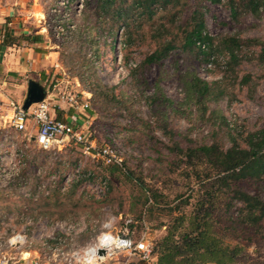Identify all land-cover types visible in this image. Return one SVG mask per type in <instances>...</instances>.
Here are the masks:
<instances>
[{
    "label": "rangeland",
    "instance_id": "374dc122",
    "mask_svg": "<svg viewBox=\"0 0 264 264\" xmlns=\"http://www.w3.org/2000/svg\"><path fill=\"white\" fill-rule=\"evenodd\" d=\"M119 1L123 6L130 2ZM98 2L68 0L62 5L58 0H41L47 28L44 40L53 44V49L41 50L55 53L53 64L47 65L52 71L43 79L37 78L55 96L57 104L66 102L59 98L61 92L75 94L76 103L72 105L78 108L66 105L65 109L56 107V111H77L84 123V142L69 141L58 150H43L34 141L35 130L16 131L5 123L6 117H0V126L5 128L2 133L6 131L0 154L19 157L21 163L18 178L0 179V227L7 235H25L30 242L27 249L37 251L40 264L45 257L42 241L48 235L52 247L55 239L61 238L64 249L75 256L108 230L128 231L134 241L149 240L152 248L166 233L172 216L193 208L201 183L192 170L210 172L202 163L183 165L178 158L184 161L186 157L172 155V143L186 148L217 142L225 149L230 146L229 134H247L264 127V68L257 60V47L243 44L237 62L230 67L226 66V50L202 60L195 50L177 47L161 63L141 70L139 65L155 46L151 23L133 25L129 18L127 26L122 19L113 21L112 13L98 9ZM185 10L176 26L190 14L191 9ZM201 11L203 31L212 37L213 46L228 36L264 40V11L261 18L242 13L233 18L224 1H205ZM156 15L158 18L161 14ZM134 26L138 31L129 42L127 30ZM19 44L15 42L14 49ZM192 71L210 84L219 85L207 101L204 118L198 117L194 103H185L183 79ZM28 74L5 71L0 77V91L21 103L23 91L18 92V86H25ZM245 77L247 83L242 82ZM156 84L173 101L165 116L171 138L156 128L153 107L148 105ZM223 88L224 93L217 96ZM85 102L88 107L83 109ZM84 144L89 146L87 150ZM103 148L110 150L109 161L102 155ZM45 174L51 191L59 187L60 194L54 192L50 206L26 204L30 196L40 199L45 195L37 187V178ZM242 183L246 191H258L264 198V179ZM239 207L241 203L237 202L235 214ZM219 228L217 236L225 244L243 246L239 260L232 264H264V229L250 231L238 224L234 228L226 220ZM133 258L136 264H147L138 254ZM57 261L65 264L62 259ZM117 261L122 262L121 256Z\"/></svg>",
    "mask_w": 264,
    "mask_h": 264
},
{
    "label": "trees",
    "instance_id": "16d2710c",
    "mask_svg": "<svg viewBox=\"0 0 264 264\" xmlns=\"http://www.w3.org/2000/svg\"><path fill=\"white\" fill-rule=\"evenodd\" d=\"M98 1V9L112 13L113 21L122 19L127 25L126 21L130 18L133 25L142 24L144 21L151 23L150 30L155 46L139 65L141 70L152 64L161 63L177 47L182 50H195L194 54L201 56L202 60H207L211 54L224 53L223 50H226L228 54L226 66L230 67L237 62L238 52L243 44L257 47L256 57L264 68L263 39L242 40L228 36L220 40L218 46H213L212 37L203 31L204 20L201 11L205 1L211 4L224 1L233 18L241 13L261 18L264 0H130L126 6H123L122 1ZM187 8L191 9L190 14L176 26L179 17L184 15ZM131 10L133 12H130ZM133 13L135 14L132 19ZM157 13L161 14L158 18ZM138 20L139 22L134 24ZM134 28L127 30L126 38L129 42L138 31L136 26ZM36 37L38 36L33 39L36 40ZM20 40H30V36L23 34ZM18 41L17 37L5 33L1 43L12 45ZM186 75L183 79L185 103H194L198 117L204 118L208 109L207 101L214 96L219 85L210 84L194 71ZM242 82L247 83L248 79L245 77ZM224 91L225 88L218 90L216 95L219 96ZM147 101L148 105L153 107L156 128H161L163 133L171 138V130L165 116L167 107L171 106L173 101L164 95L158 84ZM229 139L230 146L225 149L217 142L186 148H182L178 142L172 143L169 148L171 154L175 157H186L184 161L178 158L183 165L196 166L202 163L208 165L210 172L200 174L198 168L192 170L195 173L194 177L201 183L200 190H197V200L188 212L181 211L172 216L166 226V233L154 242L151 248L154 264H232L239 260L243 246L240 243L232 246L225 244L224 240L217 236L220 231L219 225L226 220L234 228L238 224L250 231L260 229V232L264 229V198L258 191L253 194L246 191L242 183L243 181L257 183L264 179V127L247 134H229ZM46 177L47 174L37 178V187L41 181L47 180ZM51 188L49 182L46 186L48 193L43 194L41 200L30 196L27 199L29 202L25 203L30 206L39 204L50 206L49 199L54 192L60 194L59 187L52 191ZM66 195L63 194V197ZM154 198L156 199V196ZM188 201L189 198L184 203L187 205ZM237 202L241 203V207L235 214L233 209Z\"/></svg>",
    "mask_w": 264,
    "mask_h": 264
},
{
    "label": "built area",
    "instance_id": "2783aa9c",
    "mask_svg": "<svg viewBox=\"0 0 264 264\" xmlns=\"http://www.w3.org/2000/svg\"><path fill=\"white\" fill-rule=\"evenodd\" d=\"M67 1L58 0V3L65 5ZM58 28L61 29V26H58ZM0 37L3 38L4 34L1 33ZM45 91L44 99L27 110L22 108V102L19 103L10 98L5 101L0 100V106L4 103L10 109V115L6 116L5 123L8 122L9 126H12L16 131L35 130L34 141L43 150H58L64 146H62L64 142L69 141L75 144L83 143L85 136L82 130L84 123L80 122L82 117L79 118L74 114L68 120L58 119L54 114L55 107L58 105L55 96L49 92L48 87H45ZM58 96L72 107V104L76 103L75 94L61 92ZM81 107L83 109L87 108L88 103L85 102ZM84 116L88 117L85 114ZM4 129L0 126V142L6 136V131L2 133ZM83 147L85 150L89 148L85 144ZM109 152L108 148L102 149V155L107 157L108 161L109 157L107 155H109ZM20 166L19 157H7L0 154V179L13 180L16 177L18 178ZM47 185V181H41L38 187L48 193ZM57 225L62 226L63 224L57 223ZM65 226L67 227L66 224ZM70 227L69 230L72 229ZM50 239L51 237L48 235L42 241L43 251L41 252H44L45 255L43 264H56L58 262L57 258L62 259L65 264H101L105 261H117L119 255H124L127 259L118 264H130L128 258L135 254L146 261L151 259V242L143 238L134 241L128 231L121 233L104 231L97 237L96 241L80 250L76 256L69 254L64 249V240L62 241L61 238L55 239L52 243L53 247ZM27 245L30 246V242L25 235L20 233L7 235L0 227V264H40L41 260L37 251L27 249ZM100 248L104 249V254L99 253Z\"/></svg>",
    "mask_w": 264,
    "mask_h": 264
},
{
    "label": "crops",
    "instance_id": "0c3cea01",
    "mask_svg": "<svg viewBox=\"0 0 264 264\" xmlns=\"http://www.w3.org/2000/svg\"><path fill=\"white\" fill-rule=\"evenodd\" d=\"M44 19L45 13L41 5V0H0V34L8 33L13 37H17L20 42L17 49H14L13 45L15 43L12 45H2L1 42L3 38L0 37V77L5 71H18L19 75L29 72L26 76L27 79L25 86H18V92L23 91V95H21L22 101L20 102H23L25 98L24 96L27 90V81L29 79L36 80L43 85V83L39 80L45 78V74L48 73V71H52L51 67L47 69V65L53 64L54 59L52 61V57L55 52H46L45 50H41L53 49V44H51L48 39L44 40L47 35V28L43 24ZM23 34L30 36V40L21 41L20 36ZM35 36H38L36 37L37 39L32 40ZM47 44L50 46H47ZM12 47L14 51L12 50ZM9 98L10 97H8L5 92L0 91V100L5 101ZM60 103L56 106L60 107L59 109H65L66 105H69L67 102ZM56 107L54 114L58 119L68 120L74 114L79 116L77 111H73L72 108L66 110L68 111L67 113H64L58 110L56 111ZM73 107L78 108V106ZM0 114L3 115L0 117L4 118L10 115V109L8 106L4 105V103L0 106ZM119 256H121L122 261L127 259L124 255ZM133 257L134 255L128 258L130 263H136L134 262ZM118 263L121 262H112V264ZM144 263L154 264V258L152 257L150 261H146Z\"/></svg>",
    "mask_w": 264,
    "mask_h": 264
},
{
    "label": "water",
    "instance_id": "95a60500",
    "mask_svg": "<svg viewBox=\"0 0 264 264\" xmlns=\"http://www.w3.org/2000/svg\"><path fill=\"white\" fill-rule=\"evenodd\" d=\"M46 95L45 87L36 80L29 79L27 81V90L25 98L22 102V108L24 110L29 109L32 105H36L44 99ZM20 244L22 242H19ZM100 254H104V249H99Z\"/></svg>",
    "mask_w": 264,
    "mask_h": 264
}]
</instances>
